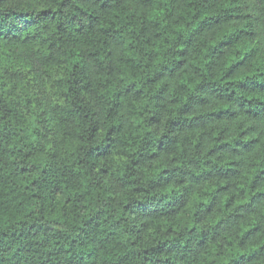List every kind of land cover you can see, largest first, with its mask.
I'll list each match as a JSON object with an SVG mask.
<instances>
[{
    "label": "clouds",
    "instance_id": "obj_1",
    "mask_svg": "<svg viewBox=\"0 0 264 264\" xmlns=\"http://www.w3.org/2000/svg\"><path fill=\"white\" fill-rule=\"evenodd\" d=\"M190 3L0 0V264H264V0Z\"/></svg>",
    "mask_w": 264,
    "mask_h": 264
},
{
    "label": "trees",
    "instance_id": "obj_2",
    "mask_svg": "<svg viewBox=\"0 0 264 264\" xmlns=\"http://www.w3.org/2000/svg\"><path fill=\"white\" fill-rule=\"evenodd\" d=\"M202 12L198 13L196 8L190 3L187 14H191L193 19H196L199 21L198 24V31H212L214 34L210 40V45L213 47V49L217 47H223L225 45L231 44L233 47H235V33L231 31L227 27V18L230 13V0H198ZM232 60L233 63L228 64L229 70H232L234 68L237 69L236 73L234 75H238L240 72V69L237 68V65H241L243 63L242 60H237L235 58V55H233ZM254 75L260 77L259 80H253V84L255 85H264V72H261L259 68H256L255 65L252 66ZM250 77H245L244 80H230L229 83H234L238 87L245 85V81L249 80ZM241 90H248L246 87H242ZM257 92H264V87H258L254 89ZM259 103H264V100H259ZM243 135V134H242ZM224 145H221L223 147ZM21 171H24L23 169ZM261 175H264V169L258 170ZM255 179H259V176H257ZM255 182V180H254ZM219 191V189L217 190ZM255 229H249L248 232L245 233L247 235L248 233L255 232ZM261 247H264V245H261ZM256 253L253 252L249 256V260L252 259V256H255ZM243 260V257L240 258V260H234L229 259L225 262L222 255L219 253L216 254V260L212 261V264H241V261Z\"/></svg>",
    "mask_w": 264,
    "mask_h": 264
}]
</instances>
